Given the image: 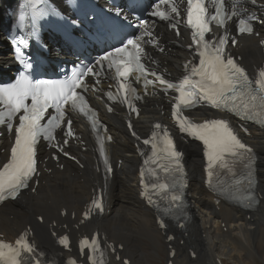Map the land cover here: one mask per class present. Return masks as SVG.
<instances>
[{
    "label": "snow or ice",
    "instance_id": "1",
    "mask_svg": "<svg viewBox=\"0 0 264 264\" xmlns=\"http://www.w3.org/2000/svg\"><path fill=\"white\" fill-rule=\"evenodd\" d=\"M161 3L169 4L171 0H160ZM255 3V0H253ZM238 4V0H237ZM157 10L152 15L160 16L163 19L168 18V14L164 11ZM224 0H218L216 11L209 18L207 9L205 7V0H187V23L190 25L193 32V42L196 44L199 54V65L191 68L190 75H186L179 84H173L165 81L162 77L157 76L156 73H151L155 80H145L147 84L159 83L166 85L167 89L175 88L179 93L177 102L174 106L173 117L177 120L180 130L187 132L193 137L201 140L205 146V156L207 158V175L209 177L208 183L212 184V177L216 174V169H228V158L243 159L247 154L249 161L248 167L251 169V164L254 159L252 149L241 142L234 134L233 130L225 120H211L205 121L202 124H194L188 121L186 117H181L179 114L180 108L190 107L199 101H208L213 107H223L237 115H242L250 119H255L264 116V69L258 72V78L253 81L249 79L245 69L239 66L233 58L225 57V45L228 41L227 37H218L214 40H207L206 33L211 32L210 21H215L217 25H223L225 19L229 18L223 12ZM171 12L178 14L179 10L173 3ZM232 15H236L235 10ZM251 19H255L252 17ZM175 27V25H173ZM240 33H253L251 24L245 20H239ZM151 35L150 33H146ZM139 38L127 39L122 43V46L114 49L113 52H108L100 58L97 63L101 66L104 61H108V68L115 67L116 77L120 78L119 91L123 93V101L132 107L129 100L128 93L134 92L125 81L128 80L129 75L135 69L141 75L146 74L144 65L141 63L140 53L142 51L138 42ZM20 43H24L23 40ZM232 43H236L235 40ZM264 44V41H261ZM23 63V61H21ZM30 68L31 65H28ZM97 74L94 73L93 68L89 67L86 72L73 73V75L65 81H44L37 80L33 82L29 75L25 74L11 85L0 86V102L6 108L0 112V123H5V118L8 120L16 117L19 114V123L15 128V143L11 147L10 159L0 169V202L9 198L15 199L21 189L27 188L29 180L35 174V146L38 140L43 137L49 140L54 139L53 130L60 127V124L65 116V105H71L72 108L79 110L81 113L88 115L86 102L77 88L85 87L84 76ZM139 79V77H137ZM109 99H117L111 92L107 93ZM30 100V103L28 102ZM54 108L56 115L48 119L47 124H41L44 113L49 108ZM259 109V111H258ZM135 111V109H132ZM111 111V108H109ZM92 116L89 119L92 121V127L96 128L97 121ZM264 123V120L260 121ZM68 136H72L71 121H67ZM11 127V124H9ZM132 125L129 123V128ZM159 124L155 128L159 129ZM133 135L135 133L133 132ZM153 140L160 139L163 147L160 149L162 157L167 163H160V155L157 154V143L145 140L144 143H152L153 156L156 159H151V163L155 164L157 168L165 174L171 175L173 173H182L183 167L180 163L181 153L176 151L173 141L169 138L168 133L164 130L162 138L157 137V133H152ZM111 139V137H108ZM67 143V141H65ZM100 152L104 154L103 138H100ZM62 151V149H61ZM65 155H68L65 153ZM74 159V158H73ZM149 160L145 161L148 164ZM105 164H108L107 157H105ZM111 172V168L108 167ZM153 176H157L154 169H150ZM144 176V172H141ZM252 176L251 170L248 173L249 185L253 183L250 179ZM143 184V179L141 180ZM177 183L180 188L184 184L173 178L171 184L167 182L153 183L150 188L154 193L169 194L170 202L175 203L182 199V195L176 191ZM240 183L239 180L236 181ZM149 185H145V192L142 195L146 196L150 204L156 203L152 196L148 194ZM224 191V189H221ZM251 199V197H246ZM94 208L98 211H103V205L100 200H93ZM88 213H85L87 217ZM42 219V218H41ZM163 227V222H161ZM171 239V238H170ZM60 243L67 245V237L60 239ZM82 248L88 245L96 251L98 248L97 239L93 238L91 245L87 239L81 241ZM33 254L34 248L26 239L24 234L15 241V246L4 241H0V264H21V253ZM35 264H39L37 260ZM125 264H128L125 261Z\"/></svg>",
    "mask_w": 264,
    "mask_h": 264
},
{
    "label": "bare ground",
    "instance_id": "2",
    "mask_svg": "<svg viewBox=\"0 0 264 264\" xmlns=\"http://www.w3.org/2000/svg\"><path fill=\"white\" fill-rule=\"evenodd\" d=\"M8 1L0 0L1 3ZM259 31L264 35L263 29ZM261 39V36L243 35L238 46L234 48L248 65L262 59ZM172 61L178 63L181 59L172 58ZM157 114L156 108L149 107L137 120L138 126L147 129ZM110 125L116 140L115 144L109 145L110 151L115 165L119 162L121 165L115 169L113 179L107 182L109 213L96 221L73 227V224L81 219L80 212L84 204L90 200L92 190L104 183L94 168L93 153L88 150L82 153L84 168L68 164L63 172L58 170H54L52 174L42 172L40 183L34 192H29L20 200L7 202L0 207V228L7 238L30 225L35 228L34 236L39 244L59 249L55 246L50 231L60 232L63 228H59V225L66 223L74 237L82 230L92 232L95 228L100 229L116 247H122L119 250L120 256L122 258L124 254L130 256L133 264H151L152 255H159L162 249L167 252L166 264L169 260H172L173 264H217L216 251L229 255L240 264L256 263V256L264 263V132L254 130L250 136L259 154L258 191L262 196L260 205L252 212H244L223 201L217 203L214 200L202 186L199 148L196 145H186L192 192L190 231L187 234V231H178L177 237L173 240L168 238L172 229L164 233L152 211L139 198L136 176L138 158L131 138L122 131L121 120L118 117ZM84 139L90 146V138L84 134ZM64 209L68 213L63 218L60 212ZM200 209L208 210L213 218L233 227L229 226L226 234L222 228L215 230L208 227L209 220L201 217ZM39 216L42 217V222L38 219ZM181 240H184L183 245ZM190 246L195 250L189 249ZM172 250H175V254L171 257L169 253ZM192 251L197 254L196 259H193Z\"/></svg>",
    "mask_w": 264,
    "mask_h": 264
},
{
    "label": "rangeland",
    "instance_id": "3",
    "mask_svg": "<svg viewBox=\"0 0 264 264\" xmlns=\"http://www.w3.org/2000/svg\"><path fill=\"white\" fill-rule=\"evenodd\" d=\"M202 211V215H205V216H203V218H207L208 217V215H209V213H208V211L207 210H201ZM201 215V216H202ZM215 221V222H214ZM217 220H215V219H212V224L214 225V227L216 228V227H218L219 226V222H218V224H217V222H216ZM215 223H216V225H215ZM209 225V224H208ZM228 226H230V225H227V226H224V229H226L227 230V228H228ZM225 233V232H224ZM226 234V233H225ZM166 254H167V252L165 251V250H160L159 251V255H157V254H154V255H152V260H151V264H165V263H163V261H165V258H166ZM217 255H219V257L220 258H222V259H224L225 260V264H240V263H238V262H236V261H234L232 258H230V256L229 255H220V254H218V253H216ZM235 262V263H234ZM257 262V261H256ZM250 264H255V263H250ZM257 264H261V263H259V262H257Z\"/></svg>",
    "mask_w": 264,
    "mask_h": 264
}]
</instances>
